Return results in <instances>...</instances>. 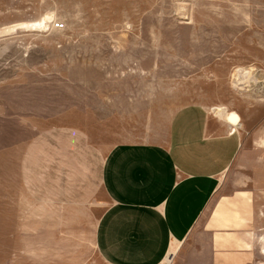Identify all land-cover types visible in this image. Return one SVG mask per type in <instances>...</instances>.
Returning <instances> with one entry per match:
<instances>
[{"label":"rangeland","instance_id":"rangeland-1","mask_svg":"<svg viewBox=\"0 0 264 264\" xmlns=\"http://www.w3.org/2000/svg\"><path fill=\"white\" fill-rule=\"evenodd\" d=\"M189 105L242 124L196 231L264 237V0H0V264H105L109 152Z\"/></svg>","mask_w":264,"mask_h":264},{"label":"crops","instance_id":"crops-1","mask_svg":"<svg viewBox=\"0 0 264 264\" xmlns=\"http://www.w3.org/2000/svg\"><path fill=\"white\" fill-rule=\"evenodd\" d=\"M213 114L182 107L164 143H122L109 152L102 173L109 203L96 235L105 264H164L172 253L175 264H264L261 235L213 215L196 231L242 143Z\"/></svg>","mask_w":264,"mask_h":264},{"label":"bare ground","instance_id":"bare-ground-1","mask_svg":"<svg viewBox=\"0 0 264 264\" xmlns=\"http://www.w3.org/2000/svg\"><path fill=\"white\" fill-rule=\"evenodd\" d=\"M237 78L238 80L243 79L242 70H238L234 75L235 83L238 82V80L236 81ZM217 111L220 113L221 117L228 121L229 124L232 126L241 127L242 124L239 122L240 117L237 113H229L227 108H218Z\"/></svg>","mask_w":264,"mask_h":264},{"label":"built area","instance_id":"built-area-1","mask_svg":"<svg viewBox=\"0 0 264 264\" xmlns=\"http://www.w3.org/2000/svg\"><path fill=\"white\" fill-rule=\"evenodd\" d=\"M56 28H63V25L62 24H57L56 25ZM175 260V254L172 253L170 254V256L167 258V261H166V264H172Z\"/></svg>","mask_w":264,"mask_h":264}]
</instances>
